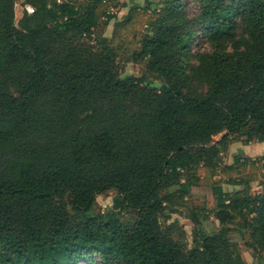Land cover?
<instances>
[{"label": "trees", "instance_id": "obj_1", "mask_svg": "<svg viewBox=\"0 0 264 264\" xmlns=\"http://www.w3.org/2000/svg\"><path fill=\"white\" fill-rule=\"evenodd\" d=\"M26 1L16 25V1L0 0V264H247L244 232L264 254V191L249 184L213 187L221 227L191 248L161 221L199 166L264 142V0H197L195 16L163 0L134 54L160 88L122 76L106 38L89 43L108 0Z\"/></svg>", "mask_w": 264, "mask_h": 264}, {"label": "rangeland", "instance_id": "obj_2", "mask_svg": "<svg viewBox=\"0 0 264 264\" xmlns=\"http://www.w3.org/2000/svg\"><path fill=\"white\" fill-rule=\"evenodd\" d=\"M16 25L27 12L26 6H36L26 0H15ZM86 3L88 0H78ZM163 0H108L98 9L100 26L92 35L90 44L98 46L100 38H106L108 45L117 54L119 70L122 76H147V84L160 88V80L149 73L146 61L134 60V54L139 50L140 42L147 32L149 21L153 18V10L160 7ZM185 8L191 16L199 12L197 0H184ZM128 16V19L126 20ZM111 17V18H110ZM110 19V21H107ZM203 37L198 36L194 45L195 51L211 52L210 45L203 44ZM221 134L214 137L218 140ZM240 157V163L235 162ZM196 173L200 184L194 187L191 195L186 199L178 213L166 211L161 216L164 227L173 224V235L183 237L188 247L193 246L196 230L206 234L217 232L221 225L215 217L217 203L213 195V187L221 185L226 192L242 190L246 184L251 187L252 193L264 191V142L256 141L246 145L241 141H233L229 150L222 157V164L215 171L199 166ZM118 195L116 189H111L97 196L96 208L104 211L113 206L114 198ZM198 215V223L193 221V215ZM166 216L170 219H166ZM125 218L131 217L124 213ZM232 240L236 243L239 253L247 264H264L259 258L264 254L254 251L247 242L250 241L248 232L234 233Z\"/></svg>", "mask_w": 264, "mask_h": 264}, {"label": "built area", "instance_id": "obj_3", "mask_svg": "<svg viewBox=\"0 0 264 264\" xmlns=\"http://www.w3.org/2000/svg\"><path fill=\"white\" fill-rule=\"evenodd\" d=\"M26 9H27V12H28L29 15H32L35 12V8L33 6H31V5H27Z\"/></svg>", "mask_w": 264, "mask_h": 264}]
</instances>
